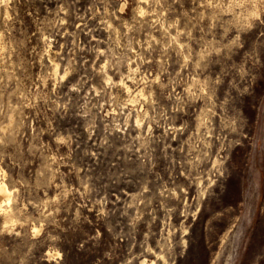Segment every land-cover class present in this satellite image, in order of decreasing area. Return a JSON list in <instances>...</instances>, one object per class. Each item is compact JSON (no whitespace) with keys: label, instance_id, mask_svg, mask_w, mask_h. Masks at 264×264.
<instances>
[{"label":"rangeland","instance_id":"obj_1","mask_svg":"<svg viewBox=\"0 0 264 264\" xmlns=\"http://www.w3.org/2000/svg\"><path fill=\"white\" fill-rule=\"evenodd\" d=\"M0 182V264H264V0H0Z\"/></svg>","mask_w":264,"mask_h":264},{"label":"bare ground","instance_id":"obj_2","mask_svg":"<svg viewBox=\"0 0 264 264\" xmlns=\"http://www.w3.org/2000/svg\"><path fill=\"white\" fill-rule=\"evenodd\" d=\"M9 194L8 187L4 182H0V200L6 199L4 198L6 195ZM10 195V194H9ZM8 195V196H9ZM4 201V200H3ZM145 262V261H144ZM146 263V262H145Z\"/></svg>","mask_w":264,"mask_h":264}]
</instances>
